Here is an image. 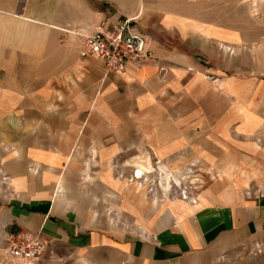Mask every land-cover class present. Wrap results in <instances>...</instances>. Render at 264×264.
Instances as JSON below:
<instances>
[{"label": "crops", "instance_id": "obj_1", "mask_svg": "<svg viewBox=\"0 0 264 264\" xmlns=\"http://www.w3.org/2000/svg\"><path fill=\"white\" fill-rule=\"evenodd\" d=\"M187 1L13 0L11 9L19 23L51 30L53 35L50 39L6 35L4 50L29 52V42L37 40L45 52L52 42L60 64L52 72L68 76L53 83L52 92L31 99H15L0 88V140L5 142L0 145V179L10 186L0 192V202L6 203L7 225L77 251H113L138 264H218L239 247L264 240V203L250 202L222 184L205 190L202 205L181 216L176 227L143 233L99 223L93 195L81 189L95 184L108 187L102 175L109 158L130 151L227 152L221 149L220 143L226 141L220 132L212 142L204 138L201 123L232 127L238 116L237 99L233 104L227 100L226 106L233 107L225 120L230 124L221 125L219 114H214L220 99L206 98L212 84L198 71L222 73L220 67L231 62L230 48L221 45L219 36L184 28L188 23L182 24L174 11ZM126 19H132L134 32L147 38L154 60L128 63L116 73L95 57L80 56L79 34ZM18 40L19 47L14 45ZM247 112L239 114L242 135H232L233 145L237 136L252 133V115ZM117 193L116 200L124 201ZM99 197L114 200L107 193L96 200Z\"/></svg>", "mask_w": 264, "mask_h": 264}, {"label": "rangeland", "instance_id": "obj_2", "mask_svg": "<svg viewBox=\"0 0 264 264\" xmlns=\"http://www.w3.org/2000/svg\"><path fill=\"white\" fill-rule=\"evenodd\" d=\"M12 2L0 0V88L15 99H31L38 93L52 92V84H58L68 75L52 72L60 66L52 42L45 52H41L42 42L37 40L29 42V52L19 48L4 50L6 35L20 37L27 33L30 37L34 35V39L43 35L50 39L53 35V31L34 25L25 28L16 20ZM174 12L182 19V24L188 23L185 29L219 36L221 45L230 48L231 62L220 67L222 73L198 71L212 84L213 91L205 94L206 98L220 99L214 114H219L221 125L230 124L225 120L233 107L226 106L227 100L231 99L233 104L237 99L234 103H238V116L232 127L218 129V122H200L206 129L204 138L213 142L211 137L220 132L226 141L220 143L221 149L227 152L158 155L135 150L110 157L106 174L102 175L107 177L104 182L108 179V187L100 184L81 187L83 192L93 195L92 209L99 223L108 222L116 228L140 233L176 227L181 216L202 205L203 192L216 183L226 189L232 187L239 197L250 202L264 203V0H188ZM20 44L18 40L14 45L19 47ZM75 46L77 48V43ZM187 69L197 72L193 67ZM243 103H252V106ZM246 112L252 115V133L237 136L233 145L232 135L235 132L242 135L239 134L242 124L238 121L239 114ZM230 117L234 119L233 115ZM4 143L0 140V145ZM140 169L145 174L138 180L133 174L137 176ZM7 182L0 179V192L9 191ZM117 192L124 196V201L116 200ZM106 193L114 200L103 201L100 197L96 200ZM5 205L0 202V264H26L8 255L6 235L16 228L6 224ZM41 241L44 251L30 264H138L113 251H77L63 243ZM218 264H264V240L239 247Z\"/></svg>", "mask_w": 264, "mask_h": 264}, {"label": "built area", "instance_id": "obj_3", "mask_svg": "<svg viewBox=\"0 0 264 264\" xmlns=\"http://www.w3.org/2000/svg\"><path fill=\"white\" fill-rule=\"evenodd\" d=\"M79 36L83 38L80 56L101 60L110 72L121 73L128 63L143 65L154 60L147 38L134 32L132 19L112 27L100 26L93 33ZM6 246L11 258L26 264L37 261L44 251L40 235L22 227L7 233Z\"/></svg>", "mask_w": 264, "mask_h": 264}, {"label": "bare ground", "instance_id": "obj_4", "mask_svg": "<svg viewBox=\"0 0 264 264\" xmlns=\"http://www.w3.org/2000/svg\"><path fill=\"white\" fill-rule=\"evenodd\" d=\"M144 171H142V170H139L138 172H137V176L135 175V172H134V175H135V178L136 179H138V180H140V179H142L143 177H144ZM134 180V179H133Z\"/></svg>", "mask_w": 264, "mask_h": 264}]
</instances>
